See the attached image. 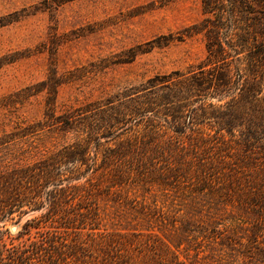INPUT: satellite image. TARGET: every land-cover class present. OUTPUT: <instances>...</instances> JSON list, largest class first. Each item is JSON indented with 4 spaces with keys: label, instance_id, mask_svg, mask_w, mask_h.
I'll list each match as a JSON object with an SVG mask.
<instances>
[{
    "label": "rangeland",
    "instance_id": "obj_1",
    "mask_svg": "<svg viewBox=\"0 0 264 264\" xmlns=\"http://www.w3.org/2000/svg\"><path fill=\"white\" fill-rule=\"evenodd\" d=\"M263 58L264 0H0V264H264Z\"/></svg>",
    "mask_w": 264,
    "mask_h": 264
},
{
    "label": "trees",
    "instance_id": "obj_2",
    "mask_svg": "<svg viewBox=\"0 0 264 264\" xmlns=\"http://www.w3.org/2000/svg\"><path fill=\"white\" fill-rule=\"evenodd\" d=\"M248 69L254 75L253 76L254 79L249 81V83H247L246 85H243L245 88L240 87V89L243 90L241 97L243 96L242 99H246L244 101L246 102L248 106L253 105L255 107V105H258L260 101L259 96H258V94L261 93V91L258 90L259 84L261 83L262 87L264 85V58L262 60V63L252 64L251 67H249ZM18 258H20L19 263L22 262V264H23V260H26L25 259L26 256L24 257L23 255L18 256Z\"/></svg>",
    "mask_w": 264,
    "mask_h": 264
}]
</instances>
